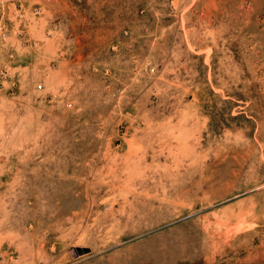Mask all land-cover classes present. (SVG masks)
I'll return each instance as SVG.
<instances>
[{"label": "rangeland", "instance_id": "rangeland-1", "mask_svg": "<svg viewBox=\"0 0 264 264\" xmlns=\"http://www.w3.org/2000/svg\"><path fill=\"white\" fill-rule=\"evenodd\" d=\"M0 264H264V0H0Z\"/></svg>", "mask_w": 264, "mask_h": 264}, {"label": "water", "instance_id": "water-1", "mask_svg": "<svg viewBox=\"0 0 264 264\" xmlns=\"http://www.w3.org/2000/svg\"><path fill=\"white\" fill-rule=\"evenodd\" d=\"M86 252H88V249H78L79 254L86 253Z\"/></svg>", "mask_w": 264, "mask_h": 264}]
</instances>
